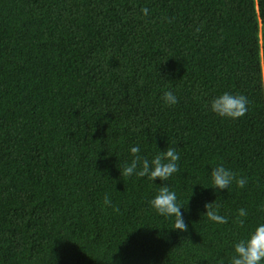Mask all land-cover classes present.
Returning <instances> with one entry per match:
<instances>
[{"label": "trees", "instance_id": "1", "mask_svg": "<svg viewBox=\"0 0 264 264\" xmlns=\"http://www.w3.org/2000/svg\"><path fill=\"white\" fill-rule=\"evenodd\" d=\"M225 92L245 116L211 110ZM136 146L179 171L121 175ZM220 164L245 187L213 189ZM162 183L187 232L150 204ZM261 224L264 0H0V264H230Z\"/></svg>", "mask_w": 264, "mask_h": 264}, {"label": "clouds", "instance_id": "2", "mask_svg": "<svg viewBox=\"0 0 264 264\" xmlns=\"http://www.w3.org/2000/svg\"><path fill=\"white\" fill-rule=\"evenodd\" d=\"M144 15H148L149 9L143 8ZM199 31V29H197ZM162 99L169 105L178 103V98L172 91H165ZM248 100L244 95H233L225 92L221 96L216 97L211 102V110L220 117L229 119H240L246 115L248 108ZM134 157L130 164H126L121 172L125 177L136 175L138 177H147L152 181H167L174 173L179 171L178 161L179 153L175 148L167 147L161 151L151 161L142 158L140 148L138 146L130 149ZM139 169V170H138ZM213 189L228 190L230 185L235 182L240 188L245 187L247 181L243 177H237L231 170L226 169L220 164L211 171ZM104 204L113 207V211L118 212L119 208L112 206L109 196L104 197ZM152 207L158 214L165 217H175L174 229L180 232L188 231V224L183 218L181 209L183 208L177 203V195L175 191L170 190L166 184H161L158 194L150 201ZM215 201L206 203V212L204 213L211 221L216 223H227V218L218 214V207H214ZM238 215L245 217L247 212L245 209H239ZM244 221L240 220L243 225ZM234 255L230 264H261L264 261V224L259 225L254 233L247 240L239 241L234 247Z\"/></svg>", "mask_w": 264, "mask_h": 264}]
</instances>
